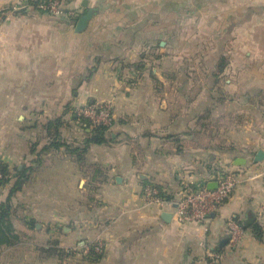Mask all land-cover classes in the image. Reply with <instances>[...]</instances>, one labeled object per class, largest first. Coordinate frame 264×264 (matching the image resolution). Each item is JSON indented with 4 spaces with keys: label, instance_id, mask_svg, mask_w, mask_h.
<instances>
[{
    "label": "crops",
    "instance_id": "0c3cea01",
    "mask_svg": "<svg viewBox=\"0 0 264 264\" xmlns=\"http://www.w3.org/2000/svg\"><path fill=\"white\" fill-rule=\"evenodd\" d=\"M63 9L0 0V156L25 173L11 198L22 264H203L208 250L217 264H264V180L250 179L264 167L254 163L264 151V0ZM13 99L22 131L3 113ZM101 104L112 123L100 133L73 113ZM224 171L239 184L205 222H167L169 209L142 196L151 184L177 199ZM10 187L0 186V207ZM234 218L253 225L231 245ZM98 242L94 260L86 250Z\"/></svg>",
    "mask_w": 264,
    "mask_h": 264
},
{
    "label": "built area",
    "instance_id": "2783aa9c",
    "mask_svg": "<svg viewBox=\"0 0 264 264\" xmlns=\"http://www.w3.org/2000/svg\"><path fill=\"white\" fill-rule=\"evenodd\" d=\"M37 8L49 15L59 16L64 13L63 0H33ZM74 115L81 118L91 128L99 127L109 128L112 123L111 107L108 104L86 105L76 107ZM0 164L2 160L0 159ZM4 175L0 172V179ZM261 178L264 180V167L256 169L250 175V179ZM216 188H208L207 183L191 184L186 186L177 199L170 198L166 192L149 184L142 191L143 199L147 204L157 205L161 209H169L174 221L180 225L196 222H205L216 209L225 202L232 194L235 187L239 184L237 177L231 172H220L215 179ZM229 242L236 245L242 238L244 231L238 221L230 219L228 221ZM87 252L90 249L86 250ZM68 252H71L70 250ZM94 252L100 254L103 252V245L98 242L94 245ZM220 254L208 250L203 264H217Z\"/></svg>",
    "mask_w": 264,
    "mask_h": 264
},
{
    "label": "rangeland",
    "instance_id": "374dc122",
    "mask_svg": "<svg viewBox=\"0 0 264 264\" xmlns=\"http://www.w3.org/2000/svg\"><path fill=\"white\" fill-rule=\"evenodd\" d=\"M13 103L11 104H6V106L4 107L3 109V113H4V116L6 115H11V128L12 130L15 129H20L22 131V119H19L18 120V117H22V102L21 103H14L16 101H14V99L12 100ZM2 116V117H4ZM6 133V131L4 132ZM10 134V133H9ZM7 135V133H6ZM0 159H2V157L0 156ZM4 161V160H3ZM3 164H5V162H3ZM7 166V170H8V176H5L6 178V181L5 183L2 184V186L4 185H8V186H11L10 187V190H9V193L11 191V188L13 187L16 179H17V176H18V173L20 170H22V168H18V165H16L14 168H9L8 166V163L5 164ZM22 166V164H20V167ZM17 192H15L13 195H15ZM12 195V196H13ZM12 196L10 197V205L12 207V204H11V198ZM12 209V216H11V220H12V226H13V229H14V232L12 233V236L15 237L14 239H12V244L11 245H8V246H5V250H1V247L0 246V264H22V232L19 231V221L18 218L16 219V210L13 209V207L11 208ZM16 216V217H15ZM22 222V220H21ZM4 252V255H2L1 253Z\"/></svg>",
    "mask_w": 264,
    "mask_h": 264
},
{
    "label": "trees",
    "instance_id": "16d2710c",
    "mask_svg": "<svg viewBox=\"0 0 264 264\" xmlns=\"http://www.w3.org/2000/svg\"><path fill=\"white\" fill-rule=\"evenodd\" d=\"M89 124V123H88ZM107 128L105 127H99L96 128L94 130H96L97 132H103L105 131ZM0 172L4 175V178L0 179V186L5 183L6 178L5 176H8V170H7V166L5 164H0ZM25 180V173L20 170L17 176V179L13 185V187L11 188V191L8 195L7 201L2 204V206L0 207V246H8L12 244V239H14L15 237L12 236V233L14 232L13 226H12V220H11V214H12V207L10 205V197L15 193V192H19L22 189V183ZM234 220H236V218H234ZM250 220H247V224H241L239 223V225L241 226L242 230H245L246 227L253 225L252 223H250ZM255 227V226H254ZM216 253L219 254L218 251L214 250ZM90 254L93 256L94 260H99L101 258V255L96 254L94 252V246L90 247Z\"/></svg>",
    "mask_w": 264,
    "mask_h": 264
},
{
    "label": "water",
    "instance_id": "95a60500",
    "mask_svg": "<svg viewBox=\"0 0 264 264\" xmlns=\"http://www.w3.org/2000/svg\"><path fill=\"white\" fill-rule=\"evenodd\" d=\"M93 11L88 10V12L84 15H82L76 25V32H82L86 27L90 19L92 18ZM264 161V151H258L254 157V163H260ZM246 163L245 159H237L235 164L236 165H244ZM208 188L214 190L216 188V183L208 185ZM171 218V214L169 213H163L162 219L169 222Z\"/></svg>",
    "mask_w": 264,
    "mask_h": 264
}]
</instances>
